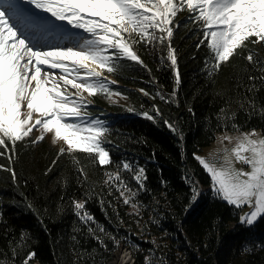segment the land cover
I'll list each match as a JSON object with an SVG mask.
<instances>
[{"label": "trees", "instance_id": "trees-1", "mask_svg": "<svg viewBox=\"0 0 264 264\" xmlns=\"http://www.w3.org/2000/svg\"><path fill=\"white\" fill-rule=\"evenodd\" d=\"M189 15L182 11L176 19L183 24ZM202 38L191 23L174 28L171 46L180 72L178 87L170 61L161 63L167 56L164 47L153 50L134 43L132 49L142 64L122 59L111 73L102 68L116 81L106 80L108 85L128 100L127 107L113 106L112 114L88 108L109 126L102 139L112 164L100 166L79 151L60 155L45 142L17 143L11 164L15 181L9 172L0 171V261L22 264L28 251L36 253L30 264L113 260L118 250L105 252L74 213L75 200L86 202L96 221L93 227L103 226L109 234L128 238L130 244L122 240L120 247L131 251L133 264H145V257L149 264H264V220L252 229L243 226L241 210L214 195L210 175L193 156L220 132H264V80L248 79L262 74L244 58L246 50L207 75L209 50L196 47ZM249 48L264 60V47ZM233 124L238 130L232 129ZM123 161L143 168L147 177L146 191L137 198L139 209L125 205L115 186L105 183L106 174L120 172L136 187L131 174L118 167ZM0 164L9 162L0 157ZM185 177L201 193L192 204L191 184ZM22 231L30 238L18 244ZM95 235L112 248L108 236L99 231ZM246 246L251 250L245 251ZM13 248L18 253L14 262Z\"/></svg>", "mask_w": 264, "mask_h": 264}, {"label": "snow or ice", "instance_id": "snow-or-ice-1", "mask_svg": "<svg viewBox=\"0 0 264 264\" xmlns=\"http://www.w3.org/2000/svg\"><path fill=\"white\" fill-rule=\"evenodd\" d=\"M182 11L190 13L183 24L176 19ZM189 23L203 37L196 47L203 45L209 50L205 61L207 75L211 76L222 64L246 50L244 58L262 74L248 79L264 80V60L249 48V45L264 47V0H0V157L9 162L8 166L0 164V171L9 172L15 181L16 172L11 164L15 162L17 143L31 138L35 144L46 134L52 135L54 145L63 142L60 155L79 151L100 166L112 164L102 139L109 126L89 115V102L83 96V93L89 96L109 93L108 82L101 78L100 71L89 67L90 63L106 67L111 73L122 59L143 63L132 50L134 43L151 46L153 50L164 47L167 56L161 57V63L170 61L178 87L180 72L171 38L174 28ZM72 29L83 30L88 36ZM57 69L61 73L58 77L54 74ZM69 85L74 92L68 90ZM145 116L153 119L147 113ZM231 127L238 130L236 124ZM169 128L178 132L174 125ZM34 132L39 135L34 136ZM256 135L255 129L243 132L231 155L224 149L220 167L193 154L210 175L217 198L234 209L244 206L252 209L240 217V223L249 229L264 220V137L253 139ZM224 141L231 143L232 137H221V143ZM233 156L250 171L234 169ZM118 167L131 174L130 180L136 187H131L120 172L106 174L105 183L115 186L125 205L139 209L142 205L137 198L146 191L144 169L128 161ZM79 171L83 175V169ZM185 179L191 184L190 204L195 203L201 193L190 177ZM72 206L105 252L112 254L119 250L122 240L130 244L127 237L109 234L103 226L93 227L96 221L86 210V202L73 200ZM28 207L31 209V205ZM97 231L108 236L111 249L95 235ZM28 238L29 234L22 231L17 243H26ZM135 247L139 249V245ZM244 250L251 249L246 246ZM123 255L121 252V258ZM35 257V251H28L22 264H30ZM12 258L13 262L18 258L15 248ZM145 264H149L148 257Z\"/></svg>", "mask_w": 264, "mask_h": 264}, {"label": "rangeland", "instance_id": "rangeland-1", "mask_svg": "<svg viewBox=\"0 0 264 264\" xmlns=\"http://www.w3.org/2000/svg\"><path fill=\"white\" fill-rule=\"evenodd\" d=\"M70 27V26H69ZM73 31H79L81 33V35L83 36H88L87 33H84L83 30H76V29H72ZM133 50V49H132ZM134 51V50H133ZM135 52V51H134ZM136 53V52H135ZM102 69V68H101ZM103 71V69H102ZM102 79H105L103 77H101ZM108 78L110 80H108L109 82H114L115 80L108 76ZM107 80V79H105ZM116 82V81H115ZM109 93L105 94V93H97L95 95L89 96L88 93H86L87 97L86 101H88V107H87V112L89 113L90 116L98 118L100 120H103L101 117L96 116L95 114H92L90 112V110L88 108L92 107V108H99V109H105L106 112L108 114H112L114 111V107L113 106H118V107H127L128 106V100L119 93V95H117L116 92L113 88H111L109 85ZM93 96H96V98L98 100L101 101V105L105 106L101 108L99 107V105L96 103L95 99L93 98ZM35 119V116H34ZM243 132H250V131H235V132H220L216 135L215 140L208 146L203 147L201 149L200 152H197L195 155L200 156L205 158L206 160H208L210 163L215 164L217 167H220V165L223 163V156H224V149L226 148L229 151V154L231 155V149L233 147H235L236 145V141L238 137H241V134ZM257 135L253 137V139H260L261 137H264V132L256 130ZM34 136L39 135L38 132H34L33 134ZM223 136H230L232 137V142L229 143L228 141H224L223 143H221V137ZM25 140L30 141L31 142V138H26ZM48 144L49 146H51L52 148H54L56 150V152H59V148L62 146L63 142H61L60 144H53L52 143V135L51 134H46L45 138L43 140H41L40 143H44ZM64 147H66V145H63ZM245 155H248L247 153ZM232 159V166L234 167V169L236 170H243L245 172L250 171V168L248 166H246L244 163L242 162H238L235 160V157H231ZM241 210L240 213V217L243 216L245 213L250 212L252 209L248 206H244ZM122 251L118 252L121 253ZM118 253L116 254V256L118 255ZM115 256V258H116ZM127 261V259H126ZM125 264V262L123 263Z\"/></svg>", "mask_w": 264, "mask_h": 264}, {"label": "bare ground", "instance_id": "bare-ground-1", "mask_svg": "<svg viewBox=\"0 0 264 264\" xmlns=\"http://www.w3.org/2000/svg\"><path fill=\"white\" fill-rule=\"evenodd\" d=\"M89 67L90 68H95L97 71H100L102 73V76H105L107 78V76L103 73L102 69L97 64L90 63ZM54 74L58 77L61 73L57 69V70H54ZM68 90L70 92H74L75 91V89H72L70 85L68 86ZM83 96H84L85 99L88 98L86 93H83ZM120 251H122L124 253L122 258H121V253H118ZM117 253H118V255L116 256ZM116 254H115L116 258L114 256L113 260H111L108 264H123L126 261V259H127V261H129V264H133L134 263L133 255H132L131 251L127 247L121 245L120 249L116 252Z\"/></svg>", "mask_w": 264, "mask_h": 264}, {"label": "water", "instance_id": "water-1", "mask_svg": "<svg viewBox=\"0 0 264 264\" xmlns=\"http://www.w3.org/2000/svg\"><path fill=\"white\" fill-rule=\"evenodd\" d=\"M103 78H105V79H107V80H109L108 78H106L105 76H102Z\"/></svg>", "mask_w": 264, "mask_h": 264}]
</instances>
